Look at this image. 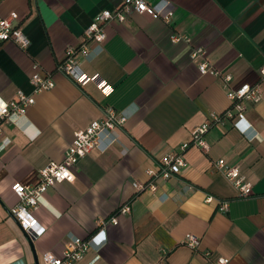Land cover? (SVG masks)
I'll list each match as a JSON object with an SVG mask.
<instances>
[{"label":"crops","instance_id":"crops-1","mask_svg":"<svg viewBox=\"0 0 264 264\" xmlns=\"http://www.w3.org/2000/svg\"><path fill=\"white\" fill-rule=\"evenodd\" d=\"M122 1L0 0V17L16 13L30 41L27 51L0 42V100L19 92L34 99L15 125H2L0 141L8 138L10 145L0 155V264H42L45 254L61 258L74 238L91 240L76 264H214L220 258L264 264V85L262 100L246 104L243 123L213 125L204 135L207 150L185 151L178 175L156 181L154 191L132 185L146 184V172L156 171L162 157L231 107L221 82L200 74L201 61L230 75L232 90L259 83L264 0H144L167 3L170 22L130 12L123 23L105 25L104 41L89 43L87 58L77 57L82 74L112 88L105 95L57 68L67 48L83 43L95 16ZM173 36L190 41L173 42ZM197 48L204 56L192 59ZM33 64L53 80L52 90L33 92ZM109 107L126 117L118 142L80 160L73 182L47 190L44 203L29 211L44 233L29 240L10 215L18 202L12 186L36 184L40 169L63 159L74 133ZM220 159L240 169L250 196L239 197L215 169ZM123 207L129 212L121 214ZM188 234L200 239L196 251L184 245Z\"/></svg>","mask_w":264,"mask_h":264},{"label":"built area","instance_id":"built-area-1","mask_svg":"<svg viewBox=\"0 0 264 264\" xmlns=\"http://www.w3.org/2000/svg\"><path fill=\"white\" fill-rule=\"evenodd\" d=\"M130 12L160 18L165 23H169L173 15V11L164 1L155 5H149L144 0H123L119 8L112 11H102L95 16L94 21L83 32V43L77 48L66 49L65 58L58 66V71L80 86L92 82L102 93L109 95L112 92V88L106 81L100 79L98 76L86 77L80 72L77 66V57L82 56L83 58H87L90 55L88 44L95 43L99 45L104 41L105 25L111 21L123 23ZM18 21L19 17L16 13H12L6 18L0 17V42H10L20 50L27 51L30 41L24 34L23 29L17 24ZM171 39L173 42L184 40L188 43L190 41L186 37L182 38L178 36H173ZM203 56V49L197 48L193 50L191 57L195 59L197 57L202 58ZM32 70L33 73L29 81L34 93L38 94L54 88L53 80L49 76H43L37 64L32 65ZM198 70L200 74L210 75L221 82L222 89L230 101L231 107L221 115H211L207 122L196 127L190 135V140L182 144L178 152L162 157L156 171L150 170L146 172L149 177V181L146 184L132 183L134 189L137 191H154L156 189V181L168 180L178 175L179 171L185 166V151L191 147L203 151L207 150L208 145L204 140V135L211 126L217 124L224 125L230 121L237 128L244 122L246 104H257L262 100L259 87L260 85H264V66L258 71V84H243L236 90L230 88V83L232 82L230 75L222 74L205 62V60L198 64ZM33 104L34 99L21 92L11 101L4 102L0 100V137L3 135L2 125H15L17 119L25 115L26 108ZM125 123L126 117L121 113L115 111L113 108H106L101 119L90 122L84 130L74 133L73 141L64 152L63 159L59 163H50L38 171L39 179L36 184L22 185L18 183L12 186V191L17 197L18 202L10 210V215L18 222L29 240L35 241L44 233L43 227L30 215L29 211L36 210L39 205L44 203V194L55 184L73 182L75 179L73 168L80 160L87 157L91 151L99 150L103 153L116 144L119 140L118 133L123 129ZM9 145L10 140L8 138L1 139L0 155ZM215 169L234 187L239 197H248L252 194L251 185L246 182L238 167L229 166L223 159H220L216 162ZM206 201H211V198H208ZM225 209L226 205L224 204L221 210ZM129 210V207H123L120 209V213L125 214ZM111 222L116 224L115 219H112ZM184 245L192 251H196L200 246V239L188 234L185 236ZM90 249V239L82 241L74 238L68 242L61 258L45 254L42 257V264H76ZM204 256L209 257V253H205ZM228 263V259L220 258L214 264Z\"/></svg>","mask_w":264,"mask_h":264},{"label":"water","instance_id":"water-1","mask_svg":"<svg viewBox=\"0 0 264 264\" xmlns=\"http://www.w3.org/2000/svg\"><path fill=\"white\" fill-rule=\"evenodd\" d=\"M17 222V221H16ZM17 224H18V222H17ZM18 226H19V224H18ZM20 227V226H19ZM21 229V228H20ZM22 230V229H21Z\"/></svg>","mask_w":264,"mask_h":264}]
</instances>
